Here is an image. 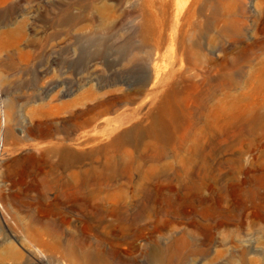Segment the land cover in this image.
Listing matches in <instances>:
<instances>
[{"label": "rangeland", "instance_id": "rangeland-1", "mask_svg": "<svg viewBox=\"0 0 264 264\" xmlns=\"http://www.w3.org/2000/svg\"><path fill=\"white\" fill-rule=\"evenodd\" d=\"M159 261L264 264V0H0V264Z\"/></svg>", "mask_w": 264, "mask_h": 264}, {"label": "bare ground", "instance_id": "bare-ground-1", "mask_svg": "<svg viewBox=\"0 0 264 264\" xmlns=\"http://www.w3.org/2000/svg\"><path fill=\"white\" fill-rule=\"evenodd\" d=\"M194 14H195V11H193L190 8H188L187 9V13L183 17L181 23L179 21V17L177 16L178 17V23L184 25L185 32H186V25L190 23V20H191V18H193ZM142 30H143V34L145 35V37H153V40L156 43H159L160 38L162 37L161 29L152 28V26L150 24L145 23ZM184 36L186 37L185 33H184ZM158 47L159 46L156 45V48H158ZM175 100H176L175 99V89L172 88L171 91L166 95L164 101L174 102ZM167 115H168V111H167V109L164 108V109H161L159 111V113L154 116V120H153L152 126L150 127L149 132H150V135L157 141V144L154 145V147H155L154 149H155L156 152L154 151L155 153H152L151 155L148 154L149 156H151V157L147 156L149 158V160H153L155 158L163 157L165 155V152H166V151H162L164 149V146L166 144H170V142L173 141V139H174L173 133H172V131H170L171 128L168 130V126H167V124L165 122V119H166ZM175 141H176V139H175ZM65 151H67V150H65ZM66 153H63V154H65L64 159H63V160H65V162H66V159H67V156H68V155H66ZM110 164H111V162H110ZM176 177H177V175H176ZM144 178H147V177H144ZM85 186H87V185H85ZM82 188H76L77 192L79 194H81V191L85 192L84 190H80ZM84 188H86V187H84ZM183 188L186 190V185ZM95 193H96V190H95ZM99 193H100V191H99ZM86 194H88V193H86ZM82 196H83L82 203H84L82 209L85 211V213H88V214L92 215V217H96L95 221H97V222L101 221L104 218L105 215H109V214H116L117 215V214H120V212H119L120 208H118V206H117V208L116 207L113 208V206H112V208H108L107 206H105L103 204V202L102 203L99 202V200H97V198L93 194H91V195L88 194L87 196H84V194H83ZM110 199H111V196H110ZM167 199H168L169 203L174 201V199L171 196H168ZM181 243H183V240L178 241L177 245L179 246V244H181ZM173 254L176 255L175 252ZM157 264H163V262L159 261Z\"/></svg>", "mask_w": 264, "mask_h": 264}]
</instances>
